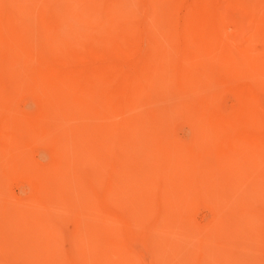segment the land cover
<instances>
[{"label": "bare ground", "instance_id": "bare-ground-1", "mask_svg": "<svg viewBox=\"0 0 264 264\" xmlns=\"http://www.w3.org/2000/svg\"><path fill=\"white\" fill-rule=\"evenodd\" d=\"M11 180L0 264H264L263 2L0 0Z\"/></svg>", "mask_w": 264, "mask_h": 264}, {"label": "rangeland", "instance_id": "rangeland-1", "mask_svg": "<svg viewBox=\"0 0 264 264\" xmlns=\"http://www.w3.org/2000/svg\"><path fill=\"white\" fill-rule=\"evenodd\" d=\"M233 1H236V0H233ZM258 1H262L264 4V0H258ZM177 14H178V12H177ZM231 14L233 16L236 15L235 12H233V11L231 12ZM226 26H227V29L230 33H233L236 30V23L234 20L230 19V21L227 22ZM227 106L229 108H232L233 103L228 100ZM182 130L185 132V130H187V128L184 126V127H182ZM8 183H10V184H8ZM29 187L30 186L27 185L26 182H22L19 180L5 181L2 183L0 182V206H3L4 209H9V210L15 209L16 210L17 207L21 206V203H22L25 206L28 205V208L29 207L33 208V206L35 205V203H33V202H35V199H32V198H34V196L32 195L33 191L32 190L28 191L30 189ZM24 188H26V189H24ZM19 189H21V190H19ZM9 192H11V193H9ZM8 193H9V195H8ZM23 198H25V199H23ZM0 209L2 210V212H4V210L2 208H0ZM205 212H206L205 208L199 207L197 209V214H196L197 218H201L203 216V214H205Z\"/></svg>", "mask_w": 264, "mask_h": 264}]
</instances>
